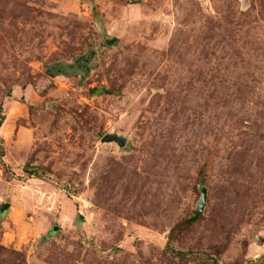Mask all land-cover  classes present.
I'll return each instance as SVG.
<instances>
[{
    "label": "rangeland",
    "instance_id": "1",
    "mask_svg": "<svg viewBox=\"0 0 264 264\" xmlns=\"http://www.w3.org/2000/svg\"><path fill=\"white\" fill-rule=\"evenodd\" d=\"M2 202L0 264H264V0H0Z\"/></svg>",
    "mask_w": 264,
    "mask_h": 264
},
{
    "label": "water",
    "instance_id": "2",
    "mask_svg": "<svg viewBox=\"0 0 264 264\" xmlns=\"http://www.w3.org/2000/svg\"><path fill=\"white\" fill-rule=\"evenodd\" d=\"M92 7H93V11H95L94 4H92ZM105 92L106 91L101 90L98 91V94H102ZM102 144H116L119 147L120 151L124 152L129 147V139L128 137H125L123 135H119L117 133H111L103 138ZM206 206H207V190L203 188L201 189V201L198 204L197 212L203 213ZM10 210H11V204L7 202H2L0 205V217L2 218V216L8 215ZM59 231H60V227H55L53 228L50 234L56 235Z\"/></svg>",
    "mask_w": 264,
    "mask_h": 264
},
{
    "label": "trees",
    "instance_id": "3",
    "mask_svg": "<svg viewBox=\"0 0 264 264\" xmlns=\"http://www.w3.org/2000/svg\"><path fill=\"white\" fill-rule=\"evenodd\" d=\"M114 41L110 42V44H112ZM199 215H196V217H198ZM195 222V219L192 220H188L186 222H184L182 225H180L175 231H173V234L177 231V230H182V229H186L188 227H190L193 223Z\"/></svg>",
    "mask_w": 264,
    "mask_h": 264
}]
</instances>
